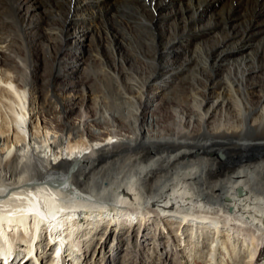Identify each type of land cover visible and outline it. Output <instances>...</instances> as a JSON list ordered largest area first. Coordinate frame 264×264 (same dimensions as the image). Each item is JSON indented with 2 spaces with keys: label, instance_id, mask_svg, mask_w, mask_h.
I'll list each match as a JSON object with an SVG mask.
<instances>
[{
  "label": "bare ground",
  "instance_id": "obj_1",
  "mask_svg": "<svg viewBox=\"0 0 264 264\" xmlns=\"http://www.w3.org/2000/svg\"><path fill=\"white\" fill-rule=\"evenodd\" d=\"M38 1L46 4L43 14L36 13ZM0 5L6 12L0 29L11 32L0 34V264L18 248L23 256L14 264L28 255L38 264L45 253L47 264H71L72 258L79 263L88 258L82 246L95 234L105 256L85 264H108L107 242L124 228L137 253L135 264H147L138 250L150 238L162 246L166 264H184L179 249L184 238L195 248L207 240L202 247L208 264L241 259L264 264V69L252 64L264 61V0H0ZM169 19L174 24L166 26ZM97 27L113 30L123 52L137 46V55L102 64L105 58L84 45ZM56 35L63 36L67 55L54 81L96 64L101 74L87 80L101 84L103 95L85 84L82 102L78 95L61 98L53 81L52 96L42 103L36 68L26 61L39 40H57ZM16 42L25 59L8 50ZM199 60L205 66L230 61V71L215 73L213 80L201 77L194 69ZM250 68L263 75L258 100ZM159 91L163 101L155 106ZM46 109H52L54 123L42 118ZM73 112L76 122L70 120ZM108 193L112 199L104 200ZM140 199L143 209L125 208ZM135 232L139 245L132 242ZM52 242L58 251L51 255Z\"/></svg>",
  "mask_w": 264,
  "mask_h": 264
},
{
  "label": "rangeland",
  "instance_id": "obj_2",
  "mask_svg": "<svg viewBox=\"0 0 264 264\" xmlns=\"http://www.w3.org/2000/svg\"><path fill=\"white\" fill-rule=\"evenodd\" d=\"M44 1H46V0H44ZM38 4L40 6L38 5L39 6L38 9H36V11H38V12H36V13H39V12L41 14L45 13L46 12V8H45L46 4H43L42 2H39V1H38ZM3 11H4V8L0 5V12H1L0 18H2L1 16L6 14V12L4 13ZM34 12H35V10L32 11V13H34ZM23 15H24V13H23ZM50 19H51V17H50ZM164 24L166 26L168 24L171 26L174 24V22H170V19H169ZM0 27H3L1 25V22H0ZM97 29H98V32H96V34L92 38L86 39L84 41V45L85 46L87 45V48L91 51L92 54L96 53L98 56H101L102 59H103V57L105 58L104 63L102 62V64H105L106 62L112 63L113 60L114 61H118V60L121 61L124 58L126 60L129 58H133L132 56H135V54L137 55L136 50H134L135 48H137V46L136 47L134 46L135 47L134 49H133V47L132 48L130 47L129 51L123 52L121 47H119L116 40L113 38V35H114L113 30L110 33L109 31H102L101 27H97ZM0 30H1L0 34L1 33L11 34L10 31H6L3 29H0ZM71 31H72V29H71ZM56 36L58 37L57 40H51V41L46 40L44 43L41 42V40H39L37 42L36 46H33L32 54H31L32 56H30L31 58L29 57L30 58L29 61H26V66H28V67L30 66V68H33V67L36 68L35 76L38 79L40 86L44 90V92L42 94L43 95V98H42L43 104H45L46 100L50 99L52 96L53 91L51 89L53 87H51V84L55 80L57 66L58 67L60 66L62 68L64 67L63 65H60L61 57L65 56V54H66V51L64 52V48H65L64 47V41H63L64 38L62 40V37H63L62 35L61 36L56 35ZM68 39L71 40L72 38L69 37V38H67V40ZM14 42H15V40H14ZM67 42L69 43V41H67ZM160 43H162V41L159 42L158 44L160 45ZM20 46H21V42H16V43H14V45H11L10 47H8L9 49L8 48L7 49L11 53H16L18 55L21 54V57H23V56H25V54L21 51ZM74 46L75 45L72 46V44L69 45L70 49L73 51H74V49H72V47H74ZM262 46L257 45L259 50L262 48ZM67 48H68V46H67ZM254 49H256V46L254 47ZM71 50L68 52V54H70L72 56L74 53L73 52L71 53ZM126 55L129 58H126ZM16 58L19 59L18 57H16ZM58 58H59V61L57 62L56 59H58ZM253 60H254V62H252V60H251L253 65H259V67H257V68H263L264 69V61L262 58H258L257 60L253 59ZM131 62H133V60L128 61V65H130ZM209 63L210 62L206 63V66H205V62L203 60H199V62L197 64H195L196 66H194V69L197 71V73L203 72V75H201V77L209 78L210 80H213L217 77V76H215V73L219 74L220 72L226 73L227 71L228 72L230 71V61H228V62L223 61V62L219 63V62H215L212 60L211 61L212 64H209ZM132 65H134V63H132ZM157 65L158 64H156V66ZM208 65H210V66H208ZM204 66L206 67V69H204ZM84 67L86 69L82 72V75L75 74V76L59 77L57 79V82L54 81V83H56V85H57V90H58L57 92L61 98L64 97V98L71 99V98H75L78 95L79 96V99H77L78 102H82L80 100L81 99L80 96L83 95V85H85V84L88 87H90L91 90L93 89L94 95H96V96L97 95L98 96L103 95L102 91H103L104 87H102L101 84L95 82L93 79L87 80L88 76H90V78H92V77H95V76L101 74L100 73L101 66L98 67V65H96V64H88L87 63V65H85V64L82 65V68H84ZM208 70L210 71V73ZM250 72H251V74L249 75V82L253 84V89L255 90V94H253V96H254L255 100H258V98L260 97L259 93L262 90L263 75H262L261 71H258L255 68H250ZM191 77H192V75H191ZM190 81H192V80H190ZM180 84L183 86L182 81H180ZM108 90H109V97H110L109 100L114 104V102L117 98V94H115V86L111 82H110V85L108 86ZM180 90H181V87L177 88L175 93L176 94L180 93ZM156 94H158V96H157V99H155V106H158V104H160L163 101V98H162L163 93H160V91H159ZM43 114L44 115H41L42 118L44 117V118H46V120H49L51 123H54V115H53L52 109H48ZM70 120L72 122L78 121L77 112H75V113L73 112L71 114ZM226 159L230 160V158H228L227 156H226ZM59 170H62V169L59 168ZM106 197H108V198H106ZM112 197L113 196H111V194L108 193L105 196L106 199H104V200H107V199L111 200ZM132 202L134 204L133 203L131 204L129 202L124 204V206H126L125 208L139 207V208L143 209L144 207H146V203L143 199H140V203H138V204H136L135 201H132ZM174 221H176V219ZM84 222H85V220H84ZM84 222L82 220V222H81L82 225H84L83 224ZM174 226L176 228L177 226H179V223L175 224ZM185 230H187V227H185ZM119 232H120V236H122L121 238L120 237L118 238ZM128 232H129L128 229L124 228L122 231H120V230L115 231L114 234H112L110 236V238L107 242V246H108V250H109L110 254H109L108 258L106 256L103 259V263L104 262H106L108 264H135L136 263L135 255L137 253H135L133 251V249H132L133 246L130 244V242L127 238ZM188 232H189V230H188ZM154 233H155V231H152L150 233V235L154 236ZM95 235L96 236L94 237V240L91 241V243L88 242L82 246V249L84 250V252L87 253L88 258L84 261L83 260L84 258L80 259L78 257L79 258V260H78L79 264H85L87 260L89 261V260L95 259L96 257H98L97 259L100 260L101 258H103L105 256V252L101 253V250L99 251V249H98L100 246V244H99L100 236L98 234H95ZM186 235H184V236H186ZM135 236H137V232H135L134 238H132V242H133V240L135 241V239H136ZM166 236H168V235L166 234ZM186 238L189 239V237H186ZM177 239L180 241V238H177ZM184 240L186 241V244H185V241H182V242H180L182 245L181 244L179 245V249L182 251L181 253L184 254L183 255L184 256V258H183L184 264H197L198 260L201 261L202 264H208L209 263L208 257L206 256V250H205V248L202 247L203 245L207 244L206 239L204 242L200 241V243H198V247H196V248L194 245L192 246L191 243H189L187 241V239L184 238ZM149 241H150V243H148V245H146V246L142 247L140 250H138V253H139L138 255H140V258H142V260L146 261L147 264H166V263H164L163 258H161L162 253H161L160 249L162 246H160V244L156 241V239L150 238ZM166 241H167V239H166ZM45 242H47V240H43V243H45ZM133 243L136 245H139V242H137V243L133 242ZM162 245H163V243H162ZM240 246L241 245L238 243L237 244V250L239 249ZM197 248H200V249L202 248V250H199L196 253ZM20 250L21 249L18 248L17 252L14 253V255L12 254L13 256L16 257L15 259H13V262H15L16 260H18V258H21L23 256L22 252H20V253L18 252ZM21 251H23V250H21ZM79 252H81V251H78V253H76V255H79ZM231 253H233V252H231ZM243 253L246 254L247 250H245ZM12 255L9 256V260H10V258H12ZM226 261H227V259L225 260V262ZM231 261L232 260L230 259V262ZM49 262L50 261H47V263H49ZM230 264H243V259L236 261V262H233V263H230Z\"/></svg>",
  "mask_w": 264,
  "mask_h": 264
}]
</instances>
